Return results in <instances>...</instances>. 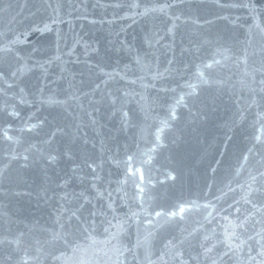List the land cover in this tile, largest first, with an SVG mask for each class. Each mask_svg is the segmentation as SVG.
Masks as SVG:
<instances>
[{
  "label": "water",
  "instance_id": "obj_1",
  "mask_svg": "<svg viewBox=\"0 0 264 264\" xmlns=\"http://www.w3.org/2000/svg\"><path fill=\"white\" fill-rule=\"evenodd\" d=\"M0 264H264V0H0Z\"/></svg>",
  "mask_w": 264,
  "mask_h": 264
}]
</instances>
